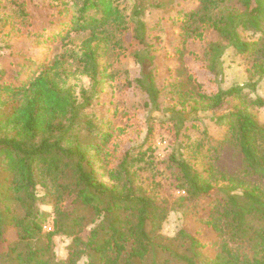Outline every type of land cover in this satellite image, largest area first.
I'll list each match as a JSON object with an SVG mask.
<instances>
[{
    "label": "trees",
    "instance_id": "trees-1",
    "mask_svg": "<svg viewBox=\"0 0 264 264\" xmlns=\"http://www.w3.org/2000/svg\"><path fill=\"white\" fill-rule=\"evenodd\" d=\"M12 3L30 44L4 46L14 58L0 61V264H264V186L215 165L230 143L264 182V0H60L46 24ZM73 33L85 34L77 50L59 53ZM227 51L244 80L223 86ZM76 75L89 79L79 94ZM207 110L221 111L225 134L169 156L166 177L183 191L170 199L149 145L152 113L177 136L186 115ZM143 129L148 146L134 153ZM174 211L183 223L169 236ZM58 235L70 238L63 258Z\"/></svg>",
    "mask_w": 264,
    "mask_h": 264
},
{
    "label": "rangeland",
    "instance_id": "rangeland-1",
    "mask_svg": "<svg viewBox=\"0 0 264 264\" xmlns=\"http://www.w3.org/2000/svg\"><path fill=\"white\" fill-rule=\"evenodd\" d=\"M67 2L66 7L74 9L72 3L74 0H65ZM25 10L30 14L31 20L39 24H46L47 19L45 18L46 9L57 10L61 6L60 0H23ZM12 0H0V12L5 17L13 10ZM8 17L0 22V26L3 31L6 32L5 36L0 37V61L2 62L4 57L14 58V54L10 49L20 47L22 45L30 44L29 40L24 32L26 25L20 20ZM85 36L83 33H73L71 35L70 43H66L64 46L58 44L57 51L64 52L65 50H77L81 39ZM12 44V48L6 49L4 46ZM17 44V45H16ZM191 49L197 50L198 44L193 43L189 46ZM12 49V50H14ZM68 53H70L68 51ZM2 56V57H1ZM131 75H135L138 70L137 63L130 57L123 59ZM192 69L197 73L201 80H204V88L208 90L209 81L207 80L208 73H206L198 64L191 63ZM224 67V82L223 86H229L234 83L243 82L244 78V64L238 56L232 55L230 51L224 56L223 59ZM68 85L74 86V91L79 94L80 88H87L89 86V79L84 75H76L68 80ZM132 99H137V96H131ZM221 114V111L212 112L198 111L193 114L186 115V120L183 126L179 129V134L175 136L176 130L172 127V121L169 119L167 114L159 112L152 113L153 117V135L149 145L151 147L152 158L156 164V167L163 171L162 183L163 190L170 199L175 198L183 194V191L177 190L171 181V178L166 177L169 174L167 168L168 158L171 154L185 155L183 144L186 142H197L198 140H205L208 143H213L217 140L222 139L225 134L226 127L217 123L214 118H217ZM261 118L264 119V108L261 110ZM141 125L143 126V114H139ZM145 129L141 132L135 142H133L134 150L136 153L139 150H143L148 146V143H144ZM217 168L227 174L236 175L242 177L244 180L249 182L260 183L264 186V182L261 181L257 176L246 171L242 155L238 149L230 143L224 144L220 151L217 153L215 160ZM166 177V178H165ZM39 195L43 194V190L38 188ZM208 200V198L203 201ZM41 208L50 211V205L44 200L41 202ZM183 223L182 215L180 212H171L167 219L163 222L162 232L169 236L174 235ZM51 228V221L45 226V230ZM8 239L14 237V232L9 231L5 235ZM70 243V238L62 235L54 237V250L57 258H63L66 256L67 246ZM5 242L0 243V251L4 249Z\"/></svg>",
    "mask_w": 264,
    "mask_h": 264
},
{
    "label": "built area",
    "instance_id": "built-area-1",
    "mask_svg": "<svg viewBox=\"0 0 264 264\" xmlns=\"http://www.w3.org/2000/svg\"><path fill=\"white\" fill-rule=\"evenodd\" d=\"M49 229H50V227H49Z\"/></svg>",
    "mask_w": 264,
    "mask_h": 264
}]
</instances>
